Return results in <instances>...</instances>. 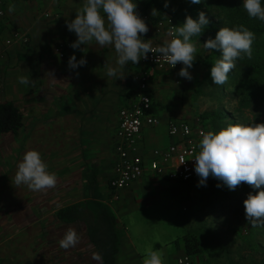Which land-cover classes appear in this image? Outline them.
<instances>
[{
  "label": "crops",
  "instance_id": "crops-1",
  "mask_svg": "<svg viewBox=\"0 0 264 264\" xmlns=\"http://www.w3.org/2000/svg\"><path fill=\"white\" fill-rule=\"evenodd\" d=\"M17 2L20 9L10 10L12 3H7L9 9L6 10L10 12L14 25L27 32L31 41L25 47L5 49L0 40V51H5L0 64V96L13 100L23 113V126L17 133L0 134V264H101L96 248L88 240L86 224L82 221L64 222L57 217L60 209L75 203L86 204L92 209L106 206L117 217L120 242L116 264L138 260L137 264L143 263L144 254L129 250L137 247L128 233L121 231V228L128 230L127 223L120 217L121 211L127 212L140 199L150 197L158 186L168 189L166 183L171 180L147 172L118 195L109 188L117 160L115 146L119 112L136 93V76L143 65L140 61L136 65L129 62L122 69L125 77L116 79L106 75L108 67H118L114 46L100 47L93 41L90 45H81L83 51L70 47L77 37L67 29L66 21L75 18L85 0ZM134 2L149 28L141 39L160 44L158 41L163 37L161 30L157 29L158 22L154 23L148 14L155 3L150 0ZM157 10L156 15L160 13ZM156 15L152 17L156 18ZM1 21L0 37L7 35V27ZM61 42L69 45L65 59L55 52ZM73 54L77 60L85 57L87 64L70 70L68 59ZM152 73L155 78L156 73L153 70ZM20 76L28 77L33 83H19ZM157 108L163 123L143 129L139 142L145 151L167 146L171 141L168 134V120L171 118H167L158 104ZM33 149L40 153L47 170L57 177L56 186L46 192L14 183L24 153ZM177 185L169 184V188ZM248 189L249 193L258 191ZM184 197L186 205L189 201L193 208L198 206L195 201L198 194L192 191ZM261 227H250L255 230L253 235L247 234V230L243 234L236 232L239 240L235 248L232 246L234 239L205 244L204 253L190 252L191 264L216 260L215 255L222 249L227 254L228 264H250L249 257L253 256L246 253L251 250L259 251V255L253 257V263L264 264L261 255L264 239L257 237L256 233ZM241 228L243 226H238L236 230ZM69 230L76 233L78 243L62 248L59 242ZM179 250L177 256L187 253L185 241ZM235 250L239 259L233 257ZM170 264L175 262L170 261Z\"/></svg>",
  "mask_w": 264,
  "mask_h": 264
},
{
  "label": "clouds",
  "instance_id": "clouds-1",
  "mask_svg": "<svg viewBox=\"0 0 264 264\" xmlns=\"http://www.w3.org/2000/svg\"><path fill=\"white\" fill-rule=\"evenodd\" d=\"M200 4L202 0H190ZM168 7V0H165ZM243 8L251 18L264 21V6L261 0H243ZM11 10V9H10ZM158 10L153 8L151 15ZM210 20L204 11L198 18L186 15L179 26L170 28L162 45L153 47L150 42L141 39L149 31L148 25L137 12L134 0H85L82 8L75 13V18L66 21L67 29L76 34L77 39L70 44L73 49L83 51L81 45H90L93 41L100 47L112 45L118 55V67H108L106 75L123 79L122 69L129 62L136 65L148 58V53L158 54L174 68L178 63V75L192 80L189 69L193 67L197 49L190 42L194 36H200L209 26ZM255 34L243 25L238 28L220 27L215 38L209 37L203 47L209 51L217 50L221 58L217 59L210 69L214 85L223 86L228 81L229 73L235 69L236 62L242 54L251 58ZM87 64L85 57L77 60L75 54L68 59L70 70H76ZM78 75V72H77ZM19 83L31 85L33 81L26 76L18 77ZM187 131V129L185 130ZM200 151L195 156V173L199 177L198 187L206 186L209 176L216 178L234 190L242 183L258 189L250 192L243 201L244 215L252 226L264 225V123L229 124L226 128L213 132L201 133ZM185 160H181L183 164ZM179 164V165H180ZM14 183L16 186L27 185L33 191L46 192L57 184V177L47 170L37 150H28L19 162ZM221 184H217L220 187ZM62 248L75 246L78 243L76 233L69 230L60 240ZM143 264H163L162 256L157 251L146 250Z\"/></svg>",
  "mask_w": 264,
  "mask_h": 264
},
{
  "label": "rangeland",
  "instance_id": "rangeland-1",
  "mask_svg": "<svg viewBox=\"0 0 264 264\" xmlns=\"http://www.w3.org/2000/svg\"><path fill=\"white\" fill-rule=\"evenodd\" d=\"M4 1L5 6L7 3H12L11 10L13 11L21 8V6H18L17 0ZM150 1L155 3L148 11L151 18L155 20L154 23L162 18L164 19V17H171L179 26L185 21L184 10L188 6L195 7L200 5L201 10L205 14L208 12L206 7H208L209 0H202L200 4H192L190 0H168V7L164 6L165 0ZM7 8L9 9V6ZM153 8L160 10L156 18L151 15ZM11 18L10 12L6 10L5 18L1 21L7 27L5 28L6 34L18 28L11 21ZM161 37L163 38L158 41L160 43L159 46L165 40H170L166 30L161 31ZM207 39L208 35L206 33L191 38L190 42L197 49L193 67L189 69L193 77L192 80L189 81L180 77L178 75L180 69L161 71L153 69L157 76L154 78V73L152 74L153 78L150 81V88L152 87L151 90L160 110L167 114V118H184L190 121L201 119L206 133L208 131H219L226 128L229 124L264 123V105L253 104L251 107L241 108L242 111L238 109L237 98L239 91L235 84L230 85L229 76L225 85L218 86L213 84L210 69L215 61L221 58V55L217 53L216 56H211L213 51L203 47V43ZM261 43L264 46V35L261 38ZM216 113L220 115L219 117L222 114H229L231 121L229 119L218 120L221 118L215 117ZM3 175L5 176L6 174L3 173ZM198 182L199 179L190 182L168 181L166 183L168 189L158 186L157 188L159 189L154 188L155 190H152L154 194L152 193L150 197L142 198L143 200L140 199L139 203L133 205L127 212L121 211L120 217L127 223L128 229L125 231L124 228H121V231L125 234L128 233L130 240L137 247V249H129L131 252L137 251L145 255L146 250L151 249L161 254L163 264H170V261L172 263L175 262V264L177 261L178 264V259L182 255L188 254L191 256L192 253H197V255L201 252L204 253V245L207 243L210 244V242L213 243L215 241L222 243L223 241L234 239L235 243L232 246L235 248L239 240L236 232L243 234L244 230H247V234L248 232L252 235L255 233L251 221H247L244 215L243 201L249 194L248 188H251L249 185L242 183L234 190H230L212 176L207 179L206 186L198 187ZM218 183L221 184L220 187H217ZM169 184L179 185L176 188H169ZM192 191L198 194V199H195L198 202L196 208H193L189 201L186 205L184 197ZM238 226H243V228L237 231ZM250 227H253V229L250 230ZM256 233L257 237L260 236L264 239V225ZM184 234H186L185 237ZM183 241L185 243L189 242V249L192 253L186 250L187 253L177 256ZM122 244L125 243L123 242ZM157 246L160 247L158 248ZM262 251L261 255H263L264 259V250ZM246 254L254 257L255 254L259 255V251L254 252L251 250ZM233 257L239 259V254L236 250L233 253ZM253 257H249L250 260L248 261L250 264H254ZM128 258L132 260V257ZM215 258L216 260L211 262L209 260V264L229 263L227 254L223 249L221 253L215 255ZM128 262L129 264H137L139 260ZM208 262L201 263L206 264ZM237 264L240 263L238 262Z\"/></svg>",
  "mask_w": 264,
  "mask_h": 264
},
{
  "label": "built area",
  "instance_id": "built-area-1",
  "mask_svg": "<svg viewBox=\"0 0 264 264\" xmlns=\"http://www.w3.org/2000/svg\"><path fill=\"white\" fill-rule=\"evenodd\" d=\"M5 15V1L0 0V19L3 20ZM175 26L177 24L171 17H165L157 23V29L166 30L167 33ZM169 38L172 39L170 36ZM0 40L5 49L15 46L25 47L31 41L28 33L18 28L13 29L6 36H1ZM152 46L157 47L159 44ZM68 47L67 43L61 42L55 47V52L61 59H65ZM157 55L149 52L147 59L140 60L143 68L136 76L138 89L131 102L119 112L115 146L117 160L114 175L109 180V188L114 195L129 188L147 172L177 182L199 179L194 165L195 156L200 151L201 133H206L201 119L190 121L184 118H171L168 120V134L171 137L169 145L154 147L149 151L143 150L140 145L141 133L145 127L159 126L163 123L162 118L157 114V103L150 88L152 70H178L183 67L178 63L172 68L162 57L156 63ZM4 57L5 51H0V64ZM182 159L185 162L180 164ZM178 264H191V256L182 255L178 259Z\"/></svg>",
  "mask_w": 264,
  "mask_h": 264
},
{
  "label": "trees",
  "instance_id": "trees-1",
  "mask_svg": "<svg viewBox=\"0 0 264 264\" xmlns=\"http://www.w3.org/2000/svg\"><path fill=\"white\" fill-rule=\"evenodd\" d=\"M261 3L264 6V0H261ZM206 8L210 24L202 34L206 33L208 38H215L220 27L238 28L241 25L255 34L251 58L242 54V58L236 62L235 69L230 72L229 79L230 85L235 84L239 91L237 98L239 110L253 104L264 105V46L261 43L264 21L249 17L243 8V0H209ZM184 11L185 15H191L196 19L202 10L198 5L188 6ZM212 51L211 56L220 53L217 50ZM219 116L215 114V117L221 118L218 120H230L229 114ZM22 126L23 113L20 107L13 100H5L0 96V134L17 133ZM57 217L64 222H84L88 240L96 248L101 264H116L120 242L118 221L106 206L92 209L86 204L75 203L60 209ZM186 248L190 253L189 242L186 243Z\"/></svg>",
  "mask_w": 264,
  "mask_h": 264
}]
</instances>
